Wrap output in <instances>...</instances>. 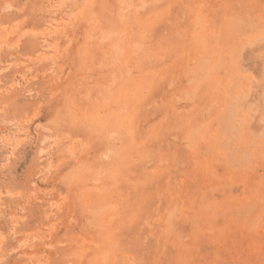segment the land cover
Wrapping results in <instances>:
<instances>
[{
	"label": "rangeland",
	"instance_id": "rangeland-1",
	"mask_svg": "<svg viewBox=\"0 0 264 264\" xmlns=\"http://www.w3.org/2000/svg\"><path fill=\"white\" fill-rule=\"evenodd\" d=\"M0 264H264V0H0Z\"/></svg>",
	"mask_w": 264,
	"mask_h": 264
},
{
	"label": "bare ground",
	"instance_id": "bare-ground-1",
	"mask_svg": "<svg viewBox=\"0 0 264 264\" xmlns=\"http://www.w3.org/2000/svg\"><path fill=\"white\" fill-rule=\"evenodd\" d=\"M188 71H190V69H189ZM170 224H171V222H170ZM176 224H177V223H176ZM172 226H173V225H172ZM175 226H176V225H175ZM167 227H168V226H167ZM167 227H166V228H167ZM175 228H176V227H175ZM179 230H180V229H179ZM167 231H168V229H167ZM167 231H166V232H167ZM174 232H175V231H174ZM167 233H168V232H167ZM168 234H169V233H168ZM169 235H171V233H170ZM179 235H180V234H179ZM177 237H179V236H177ZM179 257H180V256H179Z\"/></svg>",
	"mask_w": 264,
	"mask_h": 264
}]
</instances>
